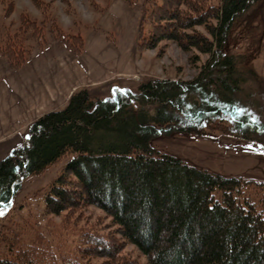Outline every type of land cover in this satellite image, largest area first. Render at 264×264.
<instances>
[{
	"label": "trees",
	"instance_id": "1",
	"mask_svg": "<svg viewBox=\"0 0 264 264\" xmlns=\"http://www.w3.org/2000/svg\"><path fill=\"white\" fill-rule=\"evenodd\" d=\"M257 1H144L138 50L173 40L208 54L207 61L189 80L149 79L108 96L81 88L63 108L33 121L27 140L0 160V209L26 179L64 161L43 195L45 214L80 215L95 206L115 229L81 228L72 245L56 251L40 242L35 225H15L11 215L0 229V264H143L127 245L144 254L145 264H264V180L211 171L155 144L177 133L264 142V122L241 111L234 96L242 75L225 52L236 19ZM28 29L43 38L44 27L26 18L13 34L0 28V56L13 70L29 59ZM56 30L68 50L84 52L80 35ZM62 228L77 226L66 220Z\"/></svg>",
	"mask_w": 264,
	"mask_h": 264
},
{
	"label": "rangeland",
	"instance_id": "2",
	"mask_svg": "<svg viewBox=\"0 0 264 264\" xmlns=\"http://www.w3.org/2000/svg\"><path fill=\"white\" fill-rule=\"evenodd\" d=\"M41 1L42 3L37 5L33 0H0V28L4 33L8 30L13 34L25 18L44 27L41 40L32 36L31 29L27 31L24 47L30 50L29 59L33 51L37 52L47 44L55 45L50 48L45 46L46 49L40 51L42 57L66 48L58 37L56 28H60L67 35H80L85 41L84 51L99 52L107 61L120 60L118 58L127 60L131 57L128 54H132L126 69L122 66L118 70L112 69L115 71L112 74L116 76L120 74L121 77L126 78V81L113 83L124 85L123 87H137L155 78L193 79L209 57L208 54L199 53L194 48L183 49L173 40H163L154 49L138 50L145 0ZM8 5H11L12 9L6 14ZM26 24L29 26L31 22ZM225 52L236 57L237 67L242 75L240 89L234 93L240 103L241 111L252 119L264 122V0L254 3L236 19L228 36ZM196 54H199V60L194 63L192 57ZM114 56L118 57L111 58ZM121 86L115 87L122 88ZM81 88L85 87L81 86L76 90ZM96 96H108V94ZM32 117L33 114H29L26 120L21 121L20 133L24 137L29 135L30 125L34 121H31ZM262 139L264 140V135ZM250 142L264 146V142L251 141L226 133L215 136L177 133L159 138L155 144L165 152L211 171L221 172L227 176L264 180V155L258 151L259 149L249 150L247 143ZM64 163L62 161L41 175L32 176L24 181L13 203L0 209V229L2 223H8V218L12 215L15 225L29 227L35 225L44 235L43 238L40 237V242L49 244L56 251L57 248L72 245L81 228L98 227L104 232L115 229L110 217L95 206L85 207L80 215L74 212L66 216L45 214L43 195ZM66 220L69 224H75L77 228H62ZM35 234L33 230L29 233L33 237L38 236ZM125 249L139 262L145 264L146 257L139 249L132 245H127ZM103 260L94 259L99 263Z\"/></svg>",
	"mask_w": 264,
	"mask_h": 264
},
{
	"label": "crops",
	"instance_id": "3",
	"mask_svg": "<svg viewBox=\"0 0 264 264\" xmlns=\"http://www.w3.org/2000/svg\"><path fill=\"white\" fill-rule=\"evenodd\" d=\"M45 46L33 51L30 59L17 70L0 57V160L27 140L20 133V124L29 114H33L31 121H35L42 113L63 108L78 87L87 88L93 96L109 95L112 88L121 86L114 82L126 81L120 74H112L115 72L112 69L118 70L121 66L126 69L132 54H128L131 57L127 60L107 61L99 52L85 50L75 55L62 48L42 57L40 51ZM247 145L249 150L259 149L264 155V146L253 142Z\"/></svg>",
	"mask_w": 264,
	"mask_h": 264
},
{
	"label": "snow or ice",
	"instance_id": "4",
	"mask_svg": "<svg viewBox=\"0 0 264 264\" xmlns=\"http://www.w3.org/2000/svg\"><path fill=\"white\" fill-rule=\"evenodd\" d=\"M0 203H2V202H0Z\"/></svg>",
	"mask_w": 264,
	"mask_h": 264
}]
</instances>
